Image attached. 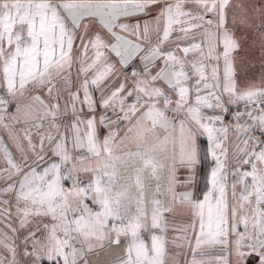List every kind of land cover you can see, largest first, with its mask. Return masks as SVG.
I'll return each instance as SVG.
<instances>
[{"label":"snow or ice","instance_id":"1","mask_svg":"<svg viewBox=\"0 0 264 264\" xmlns=\"http://www.w3.org/2000/svg\"><path fill=\"white\" fill-rule=\"evenodd\" d=\"M0 264H264V0H0Z\"/></svg>","mask_w":264,"mask_h":264},{"label":"crops","instance_id":"2","mask_svg":"<svg viewBox=\"0 0 264 264\" xmlns=\"http://www.w3.org/2000/svg\"><path fill=\"white\" fill-rule=\"evenodd\" d=\"M253 2H256L257 4H259L260 0H253Z\"/></svg>","mask_w":264,"mask_h":264}]
</instances>
